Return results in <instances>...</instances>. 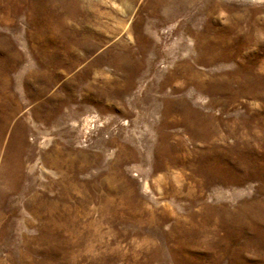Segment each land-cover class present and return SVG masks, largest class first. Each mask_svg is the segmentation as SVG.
Returning a JSON list of instances; mask_svg holds the SVG:
<instances>
[{
	"label": "rangeland",
	"instance_id": "1",
	"mask_svg": "<svg viewBox=\"0 0 264 264\" xmlns=\"http://www.w3.org/2000/svg\"><path fill=\"white\" fill-rule=\"evenodd\" d=\"M252 18L264 0H0V264H264Z\"/></svg>",
	"mask_w": 264,
	"mask_h": 264
},
{
	"label": "bare ground",
	"instance_id": "2",
	"mask_svg": "<svg viewBox=\"0 0 264 264\" xmlns=\"http://www.w3.org/2000/svg\"><path fill=\"white\" fill-rule=\"evenodd\" d=\"M247 1V0H246ZM235 16V15H234ZM234 19L236 21H232V25L230 27H226L224 29L221 30V35L220 37L218 38V40H214L213 38V42L216 44L217 42L220 43V42H229V43H235V39H230L227 37V33L230 32V30L232 28H235L236 27V31H242V29L240 28L241 24H242V19L239 17V16H235ZM233 20V19H232ZM255 22H256V19H251L249 21V27L246 31H244V33L242 34L241 37H238V40L240 43V46L245 48V47H249L250 45L252 44H257V45H262L264 43V37L262 36L263 35V32H264V22L261 25V27H255ZM258 24V23H257ZM237 40V39H236ZM205 41V40H204ZM223 44V43H222ZM214 45V44H213ZM238 45V44H236ZM239 46V47H240ZM264 46V45H263ZM231 48V47H230ZM246 50V49H245ZM226 51V50H225ZM236 51V50H235ZM233 53V51H231ZM254 53V52H253ZM239 54V53H238ZM264 54V53H263ZM230 55V54H229ZM256 55V54H255ZM258 55V54H257ZM225 56V55H224ZM254 87V86H253ZM90 120L88 121H84V127H86V129L89 127L90 125ZM188 128V127H187ZM213 152V151H212ZM200 155V154H199Z\"/></svg>",
	"mask_w": 264,
	"mask_h": 264
}]
</instances>
